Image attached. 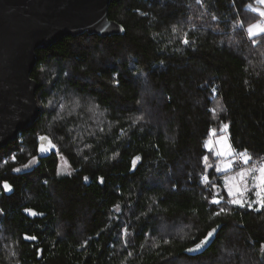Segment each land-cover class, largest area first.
I'll use <instances>...</instances> for the list:
<instances>
[{
  "label": "trees",
  "instance_id": "obj_1",
  "mask_svg": "<svg viewBox=\"0 0 264 264\" xmlns=\"http://www.w3.org/2000/svg\"><path fill=\"white\" fill-rule=\"evenodd\" d=\"M257 4L114 0L124 34L37 50L39 118L0 149V264H264V206L231 203L206 147L227 125L264 163Z\"/></svg>",
  "mask_w": 264,
  "mask_h": 264
},
{
  "label": "water",
  "instance_id": "obj_2",
  "mask_svg": "<svg viewBox=\"0 0 264 264\" xmlns=\"http://www.w3.org/2000/svg\"><path fill=\"white\" fill-rule=\"evenodd\" d=\"M114 0H0V149L38 120L37 50L65 36L107 37L125 27L109 17ZM210 239V238H209ZM186 252L196 255L197 251Z\"/></svg>",
  "mask_w": 264,
  "mask_h": 264
},
{
  "label": "rangeland",
  "instance_id": "obj_3",
  "mask_svg": "<svg viewBox=\"0 0 264 264\" xmlns=\"http://www.w3.org/2000/svg\"><path fill=\"white\" fill-rule=\"evenodd\" d=\"M258 3L259 4L256 6H251V8L260 14L261 12H264V3H261L260 0H258ZM260 17L261 20L251 26L257 24L264 26V16L261 15ZM251 26H249L247 30L250 36H256L262 33L259 29H253V32H250L249 28ZM206 147L210 151L212 150L215 157H217L215 160L210 162V166H215L217 168L218 175L220 176L219 187L227 191L228 194L230 190L235 193V195L229 194L231 201L234 199H240L243 200V205L261 206L260 200L262 199L263 192L260 197L256 195V193L260 191V188L257 187L259 180L256 179V177L260 175L259 169L264 167V163L261 166H258L255 163L251 164L249 160L247 166L243 168H236L234 166V162L238 153L233 147L228 133V128H224L223 134L211 136L209 140L206 141ZM217 153L221 154L218 155ZM63 162H65L64 159ZM241 172L245 173L243 177L240 176ZM253 190H255V193L251 194ZM127 239L130 241L132 236H128Z\"/></svg>",
  "mask_w": 264,
  "mask_h": 264
},
{
  "label": "snow or ice",
  "instance_id": "obj_4",
  "mask_svg": "<svg viewBox=\"0 0 264 264\" xmlns=\"http://www.w3.org/2000/svg\"><path fill=\"white\" fill-rule=\"evenodd\" d=\"M260 2H261V3H264V0H260ZM260 14H261L262 16H264V12H261ZM253 29H259L260 32H264V26H261V25H259V24L251 26V27L249 28V31H250V32H253ZM254 34H255V33H254ZM185 43H188V41L185 40ZM117 83H118V81H117ZM224 127H225V129H226L228 126L225 125ZM214 131H215V130H213V132H214ZM41 139L44 140V139H46V138H45V137H41ZM51 147H55V146H54V145H51ZM48 150H49L48 148H45L43 145H41V148H40V151H41V152H45V151H48ZM217 154L220 155L221 153H217ZM229 154H231V153H229ZM242 155L244 156V163L247 164L248 161L251 159V156H249V155L247 154V152L243 153ZM13 159H15V157H13ZM35 159H36V158L33 157V160H32V161H29V164L33 163V162L35 161ZM139 159H140L139 157H136V158L132 161L133 166L135 165L136 161L139 160ZM28 166H29V165H24L25 168H27ZM229 166H230V165H229ZM14 171H20V169H14ZM259 173H260V175H259L258 177H256V179L259 180V184L257 185V187L260 188V191H258V192L256 193V195H257L258 197H260V196H261V193L264 192V167H261V168L259 169ZM244 175H245L244 172H241V173H240V176H241V177H243ZM85 179H87V177H85ZM3 187H4L5 190H9V191L11 190V186H10L7 182L4 183ZM229 194H230V195H235V193H233L231 190H230ZM213 202H214V203H217V204L220 203L219 200H214ZM231 203L238 204V205H240V206H243V204H244L243 200H240V199H234V200L231 201ZM260 203H261L262 206H264V199H261V200H260ZM118 207H119V206L117 205V208H118ZM225 211H226V209H224V208H221V209H220V213H223V212H225ZM220 213H217V215H219ZM215 232H216V229L213 228L211 231H209V232L207 233V235L204 237V239H202L199 243H197V244L195 245L194 248H192V249H188V251H197V250L201 249V248H202V247L208 242L209 238L212 237L213 233H215ZM30 239H35V237H30Z\"/></svg>",
  "mask_w": 264,
  "mask_h": 264
},
{
  "label": "built area",
  "instance_id": "obj_5",
  "mask_svg": "<svg viewBox=\"0 0 264 264\" xmlns=\"http://www.w3.org/2000/svg\"><path fill=\"white\" fill-rule=\"evenodd\" d=\"M254 163L258 166H261L263 164V160H262V158H260V159L256 160ZM234 166L236 168H238V167L243 168V167L247 166V164L244 163V156L242 155V153L237 155V158L234 162ZM207 180H208L207 174L203 173V175L201 177V183H205V182H207Z\"/></svg>",
  "mask_w": 264,
  "mask_h": 264
}]
</instances>
